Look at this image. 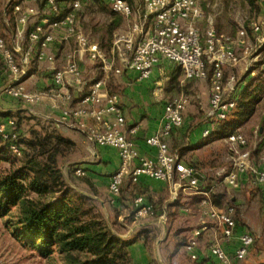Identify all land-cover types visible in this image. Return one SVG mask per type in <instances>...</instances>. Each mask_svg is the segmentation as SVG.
I'll use <instances>...</instances> for the list:
<instances>
[{
	"label": "built area",
	"instance_id": "1",
	"mask_svg": "<svg viewBox=\"0 0 264 264\" xmlns=\"http://www.w3.org/2000/svg\"><path fill=\"white\" fill-rule=\"evenodd\" d=\"M89 0H7L4 20L10 23L14 16L16 24L13 43L0 36V56L5 62L8 80L0 87V100L10 95L21 101L27 111L57 127L79 130L86 134L94 145L116 148L120 166L111 175L109 190L111 202L121 196L126 179L137 183L145 176L172 185L173 197L177 188L202 194L200 202V225L189 236L185 250L191 261L198 262L199 241L210 221L215 230H221L225 241L236 235V207H218L211 200L214 187L205 189L197 168L188 162L180 151L172 150L167 138L184 123V113L189 98L181 93L169 100L155 132L146 138V143L155 148L154 156L140 153L136 137L141 123L127 126L118 93L105 89V79L94 80L79 103L71 104L73 90L83 91L88 81L83 76L81 60L96 64L105 74H122L125 70H136L141 79L151 77L163 60H169L183 70L185 80L207 77L206 64L213 67L208 108L207 125H218L229 118L236 105V92L240 78L234 74L224 76L226 65H237L239 58L232 46L231 38L219 34L213 25L201 32L197 23L204 17L200 0H144L145 11L137 14L127 0H108L112 9L125 18L126 28L114 34L109 48L95 41L81 24L84 2ZM211 23V20H210ZM256 31L260 30L255 25ZM246 31L239 32L244 37ZM30 41L28 50L24 45ZM67 46L64 63L57 66V54L53 46ZM43 63L51 74V85L45 89H29L27 83L33 78V63ZM40 63V64H39ZM249 68H247L248 70ZM50 102L51 111L40 110ZM0 111H3L0 107ZM16 118L0 116V137L7 142L8 150L20 156L22 149L15 130ZM212 132L203 130V136ZM231 157V169L224 181L233 187L239 185L240 177L248 175L254 186L264 184V136L258 159L250 148L247 137L241 132L229 133L224 138ZM76 175L84 176L86 170L76 166ZM155 215L152 204L145 203L143 196L134 200V216L143 220ZM167 220L162 215L160 221ZM255 232L246 231L238 235L239 245L229 255L221 241L211 243L210 253L226 264H240L256 241ZM204 264H217L214 259Z\"/></svg>",
	"mask_w": 264,
	"mask_h": 264
},
{
	"label": "crops",
	"instance_id": "2",
	"mask_svg": "<svg viewBox=\"0 0 264 264\" xmlns=\"http://www.w3.org/2000/svg\"><path fill=\"white\" fill-rule=\"evenodd\" d=\"M106 1L108 3V0ZM127 1L137 14L145 11L144 0ZM13 19L12 17L10 23H6L3 19L8 29L12 31V40L8 42L5 36L0 35L5 37L9 44L13 43L16 30V24ZM210 19V17L207 18L208 21ZM125 27L126 24L124 22L115 33ZM29 45L30 41L28 40L24 45V52L28 50ZM51 50L57 54V66H62L64 54L68 50L67 46L57 45L53 46ZM80 63L83 69V76L88 81V84L83 91L73 90L71 104L76 105L79 103L94 80L105 79V89L110 93H118L120 95L127 126L141 123L136 143L140 153L143 155L154 156L155 154V148L146 143V138L152 135L159 126L165 104L181 93L186 94L190 98L189 105L184 113L183 125L174 130L167 138V142L171 149L180 151L185 155L188 162L197 168L198 176L203 182L205 189L214 187V196L211 194V200L215 205L222 208L226 207L227 204H233L237 210L235 213L237 220L236 235L231 241H225L221 230L216 231L214 222L210 221L209 228L200 237L198 248L199 262L214 259L217 264H226L211 255L209 249L211 243L215 240L221 241L226 252L229 255H233L239 245L238 235L251 231L259 236L249 249L246 258L240 264H264V184L260 186L252 185L249 176L246 174L240 177L237 187L230 186L224 181V177L231 169V157L224 138L232 132L222 129L224 122L218 125H207L205 114L209 100L210 73L204 79L185 80L182 68L165 59L155 68L150 78L141 79L139 72L136 70H125L120 75L114 73L105 74L96 64L85 59L81 60ZM35 64H38V62ZM32 70L34 71V76L27 83L29 89H45L51 85V74L43 63L39 67H33ZM251 73H254V70ZM175 76H178V86L180 87L177 92L171 88V82ZM3 99H1V109L5 111L4 113L10 114L21 109L16 108L17 104L15 101L19 100L14 97L5 95ZM7 99L9 103L5 102ZM10 101H13L12 104ZM23 109L27 110L24 106ZM40 110L50 112V102L40 106ZM53 125L60 133H64L73 139L76 146L83 145L85 156L74 162L76 166H82L86 170L84 176L99 191V196L95 197L101 201L103 211L110 225L112 226V221H116L123 226V230L120 232L113 230L119 237L132 242L129 246L132 264H155L148 246V237L154 233H157L155 243L158 245L165 239L171 241L172 235L175 237L181 232L188 239L192 231L199 227L201 218L199 208L202 194L187 192L178 187L177 196L174 198L172 185L153 178L143 176L137 183L132 182L131 179H126L122 187L121 196L115 203H112L109 182L111 175L120 166L118 150L109 146L92 144L82 131L64 129L57 127L56 124ZM207 127H210L212 132L208 137H204L203 130ZM223 131H226L225 134L222 133ZM83 183L86 188L77 187V189L86 195L94 196L88 190V184L86 182ZM102 195H105V198ZM140 195L144 197L145 203L154 206L155 215L143 220H136L134 216V200ZM255 198L261 199L262 202L259 214H255L250 209ZM215 199L218 203L215 202ZM162 215L167 218L165 222L160 221ZM129 220L132 221L130 222ZM178 222L181 224H178ZM182 241L183 239L175 240V252L184 248L182 251L186 257L182 259L175 257L176 259H174V257L171 258L173 254H170V257L161 264H192L188 253L185 252V245Z\"/></svg>",
	"mask_w": 264,
	"mask_h": 264
},
{
	"label": "trees",
	"instance_id": "3",
	"mask_svg": "<svg viewBox=\"0 0 264 264\" xmlns=\"http://www.w3.org/2000/svg\"><path fill=\"white\" fill-rule=\"evenodd\" d=\"M204 9H207L206 3ZM98 14L102 16L98 17ZM80 17L84 30L106 48L111 46L115 31L125 22L124 16L114 11L106 0L85 1ZM206 68L207 76L210 73L212 77L213 67L207 63ZM3 70L0 68L1 77L5 74ZM177 77L171 82V88L176 92L180 90ZM263 93L264 73L248 79L241 78L236 105L231 111L237 120L226 119L222 129L238 131L237 127L253 117ZM23 111L30 114L27 110ZM15 115L4 114L16 118L15 130L22 149L18 157L24 159L18 171L0 172V212L9 214L15 208L22 233L44 256L50 257L53 252H58V257L65 264H132L129 247L132 242L114 232L113 229L122 231L123 226L116 221L110 225L101 201L95 197L99 196L95 185L86 176L77 178L88 184V190L94 196L86 195L63 173L60 164L76 147L74 140L59 132L40 133L34 130L31 138L26 140L25 148L20 144L21 117ZM257 147L253 150L254 154L259 152ZM9 159L0 155V162ZM74 178L72 181L76 180ZM215 202L218 203L217 200ZM185 238H182L184 245L188 240ZM204 262L192 261V264Z\"/></svg>",
	"mask_w": 264,
	"mask_h": 264
},
{
	"label": "rangeland",
	"instance_id": "4",
	"mask_svg": "<svg viewBox=\"0 0 264 264\" xmlns=\"http://www.w3.org/2000/svg\"><path fill=\"white\" fill-rule=\"evenodd\" d=\"M72 1V0H71ZM68 0V4L71 2ZM7 0H0V35L7 38L8 42L12 40V31L8 29L3 21L4 12ZM206 3V10L204 4ZM200 4L204 11V16L197 25L201 32H205L209 25H213L219 34H224L231 38L233 49L239 58L237 65H226L224 67V76L236 75L239 78H249L258 76L264 73V0H200ZM101 17V14H98ZM10 20L14 16L9 15ZM211 18L208 21L207 18ZM15 19V18H14ZM13 19V20H14ZM14 22V21H13ZM255 25L260 26V30L254 29ZM126 28V27H125ZM124 28V29H125ZM244 29L246 34L244 37L239 35V32ZM36 63V62H35ZM33 64V67H38V64ZM0 68L5 71L3 77L0 74V87L8 80L7 68L4 60L0 59ZM247 68H249L247 70ZM254 70V73L251 71ZM249 73V74H248ZM251 73V74H250ZM248 75V77H247ZM7 76V77H6ZM4 96L1 98L2 100ZM189 98V97H188ZM2 100H0V107H2ZM190 101V98H189ZM8 102V99L7 101ZM13 101H10L12 104ZM16 108H21L14 111L13 114L20 118V144L26 148V140L31 138L32 132L35 130L40 133L44 132H59L55 126L43 120L41 117L28 114L23 111L21 101H15ZM5 111H0V116H4ZM229 118L237 120L233 112L230 113ZM237 130L244 134L248 141L249 146H258L255 153L258 159L262 141L260 138L264 136V93L257 104L253 117L250 120L244 121L242 126L237 127ZM61 134V133H60ZM64 134V133H63ZM65 135V134H64ZM80 146V147H79ZM76 146L72 151L61 161V168L72 184H77L78 188L84 189V183L75 173L76 164L75 160L85 156L83 145ZM0 155L10 157L9 160H2L0 162V172H9L17 170L22 166L24 157H18L8 150L7 142L0 138ZM73 161V162H72ZM73 176L76 179L72 181ZM76 182V183H74ZM105 198V195L103 196ZM261 199L255 198L251 204L250 209L255 214L261 212ZM182 222V221H180ZM178 222V224H181ZM22 226L18 222L17 210L14 208L9 214L0 212V264H65L64 260L58 257V252H53L50 257L44 256L37 247H35L22 233ZM159 232V231H158ZM157 233L148 237V246L150 248L151 256L155 264L164 263L166 259L171 256L174 259L185 258L183 249L175 252V240L184 238V233H179L178 236L172 235L171 241L167 239L155 243ZM56 250V249H55ZM174 252V253H173ZM176 257V258H175Z\"/></svg>",
	"mask_w": 264,
	"mask_h": 264
}]
</instances>
